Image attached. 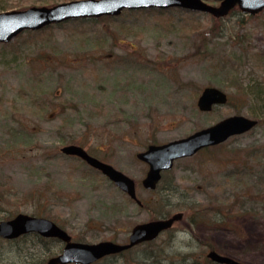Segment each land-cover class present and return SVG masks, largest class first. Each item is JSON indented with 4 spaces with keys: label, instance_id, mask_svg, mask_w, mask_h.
Instances as JSON below:
<instances>
[{
    "label": "rangeland",
    "instance_id": "1",
    "mask_svg": "<svg viewBox=\"0 0 264 264\" xmlns=\"http://www.w3.org/2000/svg\"><path fill=\"white\" fill-rule=\"evenodd\" d=\"M69 1L0 0V12ZM98 19L25 31L0 44V221L21 213L52 221L75 242L124 244L136 224L182 213L152 243L94 264L204 262L209 250L264 264V111L244 92L264 94V10L233 9L219 19L179 8L127 10ZM205 87L230 102L200 112ZM234 115L259 123L177 160L156 190L142 188L148 167L136 153ZM66 145L131 178L146 207L62 154ZM198 210H207L200 220ZM37 244L30 238L4 251L0 243V264H44L59 249Z\"/></svg>",
    "mask_w": 264,
    "mask_h": 264
},
{
    "label": "water",
    "instance_id": "2",
    "mask_svg": "<svg viewBox=\"0 0 264 264\" xmlns=\"http://www.w3.org/2000/svg\"><path fill=\"white\" fill-rule=\"evenodd\" d=\"M215 1L219 3L217 6H211L203 0H73L49 7L33 6L20 11H4L0 12V44L9 43L25 31L35 32L71 20L118 17L124 10L179 8L209 14L215 19L227 16L232 9H238L248 15H256L264 10V0ZM227 99L226 93L220 89L205 87L197 99L196 106L200 112H210L215 106L225 105ZM257 123L255 119L234 115L184 138L160 145H148L143 151L135 154V158L148 167L141 180V186L148 191L154 190L161 179V173L171 170L175 161L192 157L202 149L220 145L231 137L247 133L254 129ZM60 152L79 158L87 166L106 177L137 205H141L136 196L135 182L121 171L91 156L77 145L63 146ZM181 219L182 213H175L167 218L136 224L124 244L111 241L89 244L72 241L66 231L48 219L18 214L11 220L0 222V237L12 239L21 234L37 233L44 238H57L64 243L62 252L49 258L45 264H94L104 257L155 240ZM206 258L215 264H245L214 250L209 251Z\"/></svg>",
    "mask_w": 264,
    "mask_h": 264
},
{
    "label": "flooded vegetation",
    "instance_id": "3",
    "mask_svg": "<svg viewBox=\"0 0 264 264\" xmlns=\"http://www.w3.org/2000/svg\"><path fill=\"white\" fill-rule=\"evenodd\" d=\"M180 160V159H179ZM176 162V161H175ZM174 162V163H175ZM174 165V164H173ZM168 171H165V172H162L161 173V179H160V181L157 183V185H156V187H155V189L154 190H156L157 189V187L159 186V184L161 183V181H162V178H163V176L167 173ZM143 188V187H142ZM144 189V188H143ZM145 190V189H144ZM154 190H152V191H154ZM146 191H148V190H146ZM152 191H150V192H152ZM123 193V192H122ZM136 196H137V194H136ZM128 197V196H127ZM129 198V197H128ZM138 198V197H137ZM139 199V198H138ZM129 200H131L132 202H134L135 204H136V202L134 201V200H132V199H130L129 198ZM141 201V200H140ZM139 206V205H138ZM142 206V204L139 206V207H141ZM19 214H21V213H19ZM18 215V214H17ZM16 216V215H15ZM14 216V217H15ZM14 217H12V218H10V219H8V220H11V219H13ZM7 221V220H6ZM1 222V221H0ZM172 228V227H171ZM170 228V229H171ZM170 229H168V230H170ZM168 230H166V231H164L163 233H165V232H167ZM69 235V234H68ZM70 236V235H69ZM30 238H32V240L35 242V240L36 241H38V244H37V246H38V248H40L41 246H45L44 244L45 243H57L58 245H59V249H58V251H57V253L55 254V255H53V256H51V257H54V256H57V255H59L61 252H62V249H63V247H64V243L62 242V241H60L59 239H57V238H44V237H42V236H40L39 234H37V233H28V234H21V235H19V236H17V237H15V238H12V239H6V238H3V237H0V243L1 244H6L7 245V247L8 248H6V249H4V251H6V250H12L13 249V247L15 246V244L16 245H18V243H25V242H27V239H30ZM71 240L72 241H74L73 239H72V237H71ZM149 242V241H148ZM148 242H144V243H148ZM144 243H141V244H144ZM140 244V245H141ZM29 245H31L32 247H35V243H29ZM132 249V248H131ZM131 249H129V250H131ZM129 250H126V251H123V252H121L120 254H122V253H124V252H127V251H129ZM209 251H211V250H209ZM208 251V252H209ZM215 251V250H214ZM207 252V253H208ZM206 253V254H207ZM116 255H119V254H116ZM112 256V255H111ZM115 256V255H114ZM50 257V258H51ZM49 259V258H48ZM47 259V260H48ZM27 260V259H26ZM47 260L45 261V263L47 262ZM44 263V264H45Z\"/></svg>",
    "mask_w": 264,
    "mask_h": 264
},
{
    "label": "trees",
    "instance_id": "4",
    "mask_svg": "<svg viewBox=\"0 0 264 264\" xmlns=\"http://www.w3.org/2000/svg\"><path fill=\"white\" fill-rule=\"evenodd\" d=\"M111 18L112 17H102V18H100V19H98L99 21H101V20H111ZM94 20H96V19H94ZM27 33H31V32H27ZM244 92L245 93H248L249 95L251 94V96H253V99L256 101V103H258L259 105H261L262 107H261V110L260 111H264V94H263V92L262 91H260V90H258V88H255L254 87V89L253 90H247V88H245V90H244ZM250 92V93H249ZM231 96H228V100H227V103H229L230 102V100H231V98H230ZM261 114H259V116L260 117H258V121H259V118H263L264 117V112H260ZM259 123V122H258ZM215 147V146H214ZM141 203H142V206L141 207H139V208H144V207H146V203H145V201H141ZM189 206H191V205H189ZM193 207H187L186 208V210H189V211H191V209H192ZM199 212H195V216H194V218L195 217H197V220H200L201 219V217H203L205 214H204V212L205 213H207V210H205V211H203L202 212V210H198ZM213 214H216L215 215V217H217L218 216V214L217 213H213ZM206 215H209V216H211L212 217V214H206ZM230 216V215H229ZM228 216V217H229ZM162 218H166V216H163ZM196 219H191L190 218V221H191V223L190 222H188V223H190V224H194V223H196V222H198ZM211 225H217L218 223L217 222H215L214 223V221H212V223H210ZM150 243H152V242H148V244H150ZM118 256V255H117ZM182 264H214V263H211V262H209V261H204V262H202V261H198V260H187L186 258H183L182 259Z\"/></svg>",
    "mask_w": 264,
    "mask_h": 264
}]
</instances>
